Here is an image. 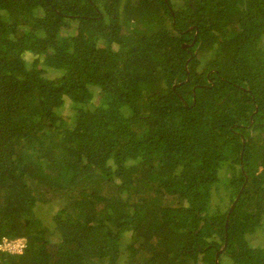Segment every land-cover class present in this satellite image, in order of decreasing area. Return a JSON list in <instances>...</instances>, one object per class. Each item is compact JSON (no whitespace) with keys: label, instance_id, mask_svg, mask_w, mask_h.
Instances as JSON below:
<instances>
[{"label":"trees","instance_id":"obj_1","mask_svg":"<svg viewBox=\"0 0 264 264\" xmlns=\"http://www.w3.org/2000/svg\"><path fill=\"white\" fill-rule=\"evenodd\" d=\"M263 36L264 0H0V264H264Z\"/></svg>","mask_w":264,"mask_h":264},{"label":"rangeland","instance_id":"obj_2","mask_svg":"<svg viewBox=\"0 0 264 264\" xmlns=\"http://www.w3.org/2000/svg\"><path fill=\"white\" fill-rule=\"evenodd\" d=\"M102 2H104L107 5V0H100V4ZM173 3H176V2L173 1ZM99 8H100L99 10L104 15L105 14V10H104L103 6H100ZM113 14H114L113 16L114 17H117L118 20H122L123 13H122V7H121V5L116 6L114 8ZM70 23H71L70 24V28H72V29H74L75 25H77V21H72V22L70 21ZM132 28H134V27H132ZM261 44H264V36L261 39ZM99 45L100 46H104L103 42H100ZM117 48L118 47L116 45H113L112 46V49L113 50L114 49L116 50ZM24 58L26 59V62H28V63H32L35 59H37L38 60V68H41L42 70H44V72L46 73V76L47 77H49V78H56L58 76V75L55 74L56 72H52L51 70L43 67V63H42L43 61H42V59L40 57H36V56L30 55V54H26V55H24ZM202 60H203L202 63H204L205 60L204 59H202ZM198 68H200V67H198ZM201 70H202V67L200 68V71L199 72H201ZM97 92H98V90L95 89V96H94L93 103H96V101L98 99ZM60 115L63 116V117L68 118L72 122L73 109L71 108V105L68 103V101L64 104V106L60 110ZM256 134H257V132H256ZM225 171H226V169H223V173L222 174L224 176H222V177L227 176V175H225ZM110 193H114V190L105 188L104 189V192L102 194L109 195ZM215 195L218 197V196H220V193L218 192ZM213 200H214V198H213ZM216 202L219 203L218 202V198H216ZM226 203L227 204H230L229 203V200H227L225 203H222V204H226ZM63 206H64V204H63V200L62 199H58V200H55V201H51V202H49L47 204H38L35 207V215L38 218L44 219L45 223L48 224V225H50L53 214H55V212L58 211L59 209H61ZM131 236H132V234L130 232H126L124 234V236H123L124 241L122 243V245L124 244L123 246L129 244V242L131 241ZM54 237L57 240L59 239L58 236H54ZM249 242H250V245L252 247L257 248L258 250L263 249L264 248V237H263L262 232H260V233L258 232V233H255V234L250 235L249 236ZM181 246H184V245H181ZM124 250H123V252L121 254V258L117 262V264H125V257L128 254L125 253ZM178 260L180 262L181 261H186L185 263H187L188 261H191L190 254L189 253H186V252L184 254H180L178 256ZM222 263L223 264H232V262L231 261H228L227 259H223Z\"/></svg>","mask_w":264,"mask_h":264},{"label":"built area","instance_id":"obj_3","mask_svg":"<svg viewBox=\"0 0 264 264\" xmlns=\"http://www.w3.org/2000/svg\"><path fill=\"white\" fill-rule=\"evenodd\" d=\"M25 246H26V241L24 239H16V240L2 239L0 243V250L7 251L13 254H21Z\"/></svg>","mask_w":264,"mask_h":264},{"label":"water","instance_id":"obj_4","mask_svg":"<svg viewBox=\"0 0 264 264\" xmlns=\"http://www.w3.org/2000/svg\"><path fill=\"white\" fill-rule=\"evenodd\" d=\"M164 1L166 2V0H164ZM169 9H171V8L169 7ZM189 46H191V45H189ZM183 48H186V46H183ZM189 60H190V59L187 60L186 65H187V63H188ZM242 147H243V146H242ZM241 155H242V152H241L240 156H241ZM240 167H242L241 163H240ZM236 201H237V198L234 199V201H233V203H232L233 205L231 206V209L233 208V206H234V204L236 203ZM231 209H230V210H231ZM227 219H228V217L226 218V222H225V225H226V226H227V223H228ZM225 247H226V242L224 243L222 249H221L219 252H216V254H215V264H218V255H219L220 252H222V251L225 249Z\"/></svg>","mask_w":264,"mask_h":264},{"label":"clouds","instance_id":"obj_5","mask_svg":"<svg viewBox=\"0 0 264 264\" xmlns=\"http://www.w3.org/2000/svg\"><path fill=\"white\" fill-rule=\"evenodd\" d=\"M225 222H226V221H225ZM224 229H225V235H226V231H227V226H226V225H225ZM3 239H6V238H3ZM16 239H24V240L26 241L25 238H14V239H11V240H16ZM7 240H8V239H7ZM225 242H226V241H224V243H225ZM224 243H223V245H224ZM226 243H227V242H226ZM223 245H222V247H223ZM26 246H27V241H26ZM26 246H25V248H26ZM222 247H221V248H218V249L215 250L214 256H215L216 252H219V251L222 249ZM25 248H24V249H25ZM225 248H226V247H225ZM24 249H23V250H24ZM205 249H206V248H205ZM198 250H199V248H198ZM206 250H207V249H206ZM224 251H225V249H224L222 252H220L219 255L222 254ZM219 255H218V256H219ZM214 264H215V257H214ZM218 264H223V263H222V261L219 262V260H218Z\"/></svg>","mask_w":264,"mask_h":264},{"label":"flooded vegetation","instance_id":"obj_6","mask_svg":"<svg viewBox=\"0 0 264 264\" xmlns=\"http://www.w3.org/2000/svg\"><path fill=\"white\" fill-rule=\"evenodd\" d=\"M192 27H194V26H190L189 30L192 29ZM185 49H186V48H185Z\"/></svg>","mask_w":264,"mask_h":264}]
</instances>
